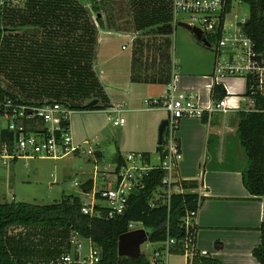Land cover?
<instances>
[{
    "label": "trees",
    "instance_id": "1",
    "mask_svg": "<svg viewBox=\"0 0 264 264\" xmlns=\"http://www.w3.org/2000/svg\"><path fill=\"white\" fill-rule=\"evenodd\" d=\"M86 1L91 6L90 12L79 7L75 0H48L44 3L45 6L37 2L38 7L33 5L29 9L9 12L0 2V51L8 36L20 30H23L24 36H28L26 29L28 30L29 27L41 33L40 31L44 28L48 30L56 26L58 27L56 31L65 33L67 41L70 38L72 40L69 53L57 55L50 51L47 56H56L55 58L52 59L50 56L47 60L41 57L42 59L37 63L40 69L37 73L42 79V85L50 97L49 100L39 102L23 100V92L6 90L0 85V102L10 97L22 104L61 103L74 110L83 111H101L111 108L106 104L101 106L100 102L97 106L89 104L104 97L101 83L97 80L92 67L98 40L96 29L103 30L104 22L102 17L98 16L101 9L97 0ZM134 2L136 7H133V10L137 11L139 16L145 15L146 17L149 12L152 14L149 20L140 22L141 26L139 22H136V27L139 29L159 24L169 14L170 0H134L132 3ZM263 10L264 6L252 5L251 20L246 28L255 41L257 50L264 53ZM89 13L93 14L94 24L89 21ZM81 38L85 45L81 43ZM47 43L51 48L52 37ZM37 48H41L40 51L43 53L42 49L47 47ZM5 58L2 55L0 64ZM0 74L3 73L0 72ZM4 77L8 79L6 75ZM225 96H227V91L224 86L215 83L211 90L212 100L218 101ZM105 100L106 97H104V102ZM256 103L258 107L264 108V97L257 99ZM73 104L84 106L77 107ZM237 115L239 118L237 139L248 157V166L242 173L243 184L251 195L261 198L264 197V113L240 112ZM12 137V134L2 131L3 148ZM159 150L163 159L162 145L159 146ZM143 155L150 162L149 153H143ZM102 157V153L98 152L97 159L100 160ZM114 163L116 172H119L125 165V159L118 153L114 158ZM163 176L164 171L161 169L151 171L143 179V188L140 189L139 195H130L125 214L115 219L108 218L109 209L102 205L96 206L92 216L83 214V198L79 196H66L51 205H38L15 200L6 202L2 200L0 193V264H19L9 247L10 238H8L9 232L18 228L56 230L64 236L54 235L55 239L62 238L67 241L68 232L77 233L83 238L90 239L94 247L100 251V264H152L143 252L137 260L119 256V238L130 232L129 224L134 222L147 230L150 243H161L168 235L181 240L186 233L183 219L188 213L197 212L201 203V198L196 193L173 194L169 204L166 203L163 193L159 199L155 200L154 194L161 186ZM93 185V181L89 180L82 185V190L89 192ZM260 236V244L254 249L253 256L260 264H264V222L260 227ZM59 247L58 242L53 254ZM199 264L223 263L218 259L205 257L200 260Z\"/></svg>",
    "mask_w": 264,
    "mask_h": 264
},
{
    "label": "rangeland",
    "instance_id": "2",
    "mask_svg": "<svg viewBox=\"0 0 264 264\" xmlns=\"http://www.w3.org/2000/svg\"><path fill=\"white\" fill-rule=\"evenodd\" d=\"M47 1L0 0L8 12L29 9L33 5L36 6L37 2H41L45 6L44 3ZM75 1L79 7L90 12L89 2L86 0ZM133 1L97 0L101 9L98 16L104 20L105 27L104 30L96 29L98 40L92 66L97 80L102 85L104 97L111 100L114 106H125V112L121 115L126 121L125 126L114 127L108 110H75L71 118L73 137L77 145H83L86 153L80 152L57 160L48 157H35L29 160H19L9 167L0 166V193L3 201L15 200L16 202L51 205L61 201L66 196L83 197L82 185L93 179L94 189L100 190L115 179L116 164L114 158L118 153L123 158H127L136 153L137 150H150L148 152L150 153L151 166L160 164L162 157L157 149L159 127L165 120H168V114L162 106L152 110L145 104V100H151L154 95L151 90L136 88V91L130 83L131 63L135 46L131 40L136 36L137 41H142V37H139L135 31L136 22L139 24L145 22L152 17V14L149 12L146 17L145 15L139 16V13L133 10V7H136L135 2L132 3ZM234 14L239 15L240 18L248 17L249 8L247 6L237 8ZM93 18V14L89 13L91 24H94ZM57 29L58 27L52 26L51 29L44 28L39 33L29 27L28 30L26 29L28 36H24L23 30H20L13 32L5 39L0 51V58L2 55L6 57L0 64V72L8 77L6 80L4 75L0 74V85L4 89L23 92L22 99L31 102L50 99L44 91L42 79L37 73L40 71L37 63L42 58L49 60L51 55L47 56V53L50 51L57 55L69 53L72 46L71 38L67 41L64 36L65 33L56 31ZM51 37L53 43L49 48L47 42ZM164 40L168 43V64L171 69L175 68L176 74L181 73L185 77L200 79L194 80L195 83L198 81L196 88L201 91L204 89L201 97L207 99L208 92L199 83H204L203 76L212 70L215 59L212 47H206L203 43L198 42L194 35L181 27H173V32ZM137 41L136 46L139 43ZM81 43L85 45L82 38ZM81 43L79 42V44ZM123 46L126 47L125 50L122 48ZM37 47L47 48L42 49L43 54L40 51L41 48ZM55 57L51 56L52 59ZM223 82L226 86L234 85L235 90H241L242 86L245 87L243 78H228L224 79ZM24 87L25 91H23ZM64 88L67 89V87ZM104 97L99 98L101 106H105ZM73 105L84 106L81 104ZM231 116L239 120L237 114L232 113L229 117ZM220 119L223 121L227 117L218 115V120ZM4 126V123H0V129ZM39 127H41V123L36 121L29 127L30 133ZM167 139L166 133L162 147L166 148ZM90 150L94 154L89 155L87 152ZM98 152L103 155L100 160L97 159ZM95 203L102 206L107 204L102 199L95 200ZM141 228L140 224L136 226V229ZM83 243L85 246L88 245L85 241ZM59 245L60 247L52 255L53 257L60 256L64 252V248L70 246L69 238L68 241L60 238ZM144 248L145 246L143 251H146ZM149 254L150 251L147 253V258L150 260L152 257L150 258Z\"/></svg>",
    "mask_w": 264,
    "mask_h": 264
},
{
    "label": "built area",
    "instance_id": "3",
    "mask_svg": "<svg viewBox=\"0 0 264 264\" xmlns=\"http://www.w3.org/2000/svg\"><path fill=\"white\" fill-rule=\"evenodd\" d=\"M253 4L264 6V0H171L174 26L178 27L180 23H184L195 27L210 43L215 56L214 82L228 78H243L244 94L238 98L227 92V96L213 101L208 107L200 105L195 93L175 89H171L163 99L145 101L150 109L162 106L168 114L169 124L166 129L168 139L163 159L161 158L159 165L151 166L143 153H133L124 158L125 165L119 172L115 171L113 182L107 183L100 190L93 188L89 192H83V214L94 215L96 206L100 205H97L95 200L102 199L107 202L109 219L124 215L129 205V197L133 195L131 190L136 188L140 192L143 188V179L155 169L164 171L161 186L154 194L155 200L163 193L166 203L169 204L173 194L181 193L182 183L175 175L182 156L175 134L182 119L206 117L211 121L215 115L228 117L232 113L240 112L264 113V108L258 107L256 103L257 99L264 97V53L257 50L256 43L246 28L251 20ZM243 6L249 8V14L248 17L240 18L234 11ZM125 48L124 46L123 49ZM124 108V105H117L108 109L114 127L125 125L126 121L121 117ZM74 112V109L61 103L32 105L19 103L10 97L5 98L0 102V123L5 124L0 129V166L9 167L19 160L35 157L57 160L80 152L86 153L83 145H77L73 137L71 118ZM36 121L41 123V127L30 133L29 127ZM2 131L13 135L4 148L1 142ZM87 153L94 154L91 150ZM197 213L198 211L188 213L183 219L186 233L181 240L168 235L166 240L161 242V248L152 254L150 259L152 264H169L174 249H179L189 263H193L197 255ZM137 225L134 222L130 223V231L137 230ZM84 241L90 242L89 250L85 254ZM148 243L141 249L144 246L148 248ZM70 244L73 252L62 256L57 264H100V251L94 247L90 239L72 233ZM201 255L207 256V252L203 251Z\"/></svg>",
    "mask_w": 264,
    "mask_h": 264
},
{
    "label": "crops",
    "instance_id": "4",
    "mask_svg": "<svg viewBox=\"0 0 264 264\" xmlns=\"http://www.w3.org/2000/svg\"><path fill=\"white\" fill-rule=\"evenodd\" d=\"M173 27L176 28L172 20L171 0L169 14L159 24L141 29L135 26V31L142 37V41H137L136 36L131 40L135 46L130 83L136 91V88L151 90L154 94L151 100L163 99L171 89H180V92L186 90L184 92L195 93L200 105L208 107L213 102L211 90L215 83L214 61L212 70L203 76L204 83H199L208 92V98L204 99L201 93L205 90L197 89L198 81H194L200 79L176 74L175 68L171 69L168 64V43L164 38L173 32ZM136 41L139 42L137 46ZM217 83L238 98L244 94L243 86V90H235L234 85L226 86L223 80ZM105 104L114 106L108 98ZM238 122L233 116H228L223 121L218 120V115L211 121L206 117H186L180 121L176 130L175 137L182 157L175 176L182 183L181 193H196L201 198L196 218L197 255L192 264H199L205 257L218 259L223 264H260L254 258L253 251L261 240L264 197H254L243 184L242 173L248 166V157L237 139ZM157 146L160 152L159 145ZM164 150L165 147H162V152ZM148 151L150 150L142 149L136 153H149ZM59 234L56 230L18 228L8 234L9 247L19 264H57L62 256L73 252L70 244L72 233L68 232L72 251L70 252L68 245L60 256H52L55 245L59 242L54 235L59 237ZM85 242L88 245H84L83 254L87 253L90 247V242ZM161 246V243H148V248H144L146 251L142 249V252L147 256L150 251L151 258L153 252ZM203 251L207 252V256L201 255ZM169 264L190 263L179 249H174Z\"/></svg>",
    "mask_w": 264,
    "mask_h": 264
},
{
    "label": "water",
    "instance_id": "5",
    "mask_svg": "<svg viewBox=\"0 0 264 264\" xmlns=\"http://www.w3.org/2000/svg\"><path fill=\"white\" fill-rule=\"evenodd\" d=\"M178 27L184 28L188 30L198 42L203 43L206 47H210V43L203 37L202 32L190 25L180 23ZM90 106H97L99 104L98 100H94L89 103ZM168 120H165L159 127L158 134V145H163L164 136L166 133V129L168 127ZM133 195H139V191L136 188L131 190ZM149 242V233L144 228L137 229L134 231H130L127 234L122 235L119 238L118 242V254L120 257H126L130 259L137 260L140 258L142 254V246Z\"/></svg>",
    "mask_w": 264,
    "mask_h": 264
}]
</instances>
